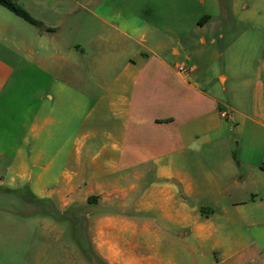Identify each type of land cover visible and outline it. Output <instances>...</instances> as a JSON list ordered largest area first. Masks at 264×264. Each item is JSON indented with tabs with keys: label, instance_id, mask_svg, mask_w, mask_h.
<instances>
[{
	"label": "crops",
	"instance_id": "0c3cea01",
	"mask_svg": "<svg viewBox=\"0 0 264 264\" xmlns=\"http://www.w3.org/2000/svg\"><path fill=\"white\" fill-rule=\"evenodd\" d=\"M74 2L65 40L0 3V189L66 214L0 208V262L88 264L85 221L102 264H264V0Z\"/></svg>",
	"mask_w": 264,
	"mask_h": 264
},
{
	"label": "rangeland",
	"instance_id": "374dc122",
	"mask_svg": "<svg viewBox=\"0 0 264 264\" xmlns=\"http://www.w3.org/2000/svg\"><path fill=\"white\" fill-rule=\"evenodd\" d=\"M200 1L202 2L203 0H200ZM48 2L51 4L50 6H46L34 0H28L25 4L24 2H19V3L23 5L28 10V12L37 19L40 16H45V17H50L51 20L53 18L55 23H61L62 25L58 29V33H60L59 38H63L65 40L67 35L70 34L71 32L70 25H68L71 18L70 16H65V12L69 10L70 7H72L75 4V2L74 0H48ZM206 4L207 5L209 4V0H206ZM13 14L15 13L13 12ZM23 20L25 19L23 18ZM24 22H27V21H24ZM33 28H36V27H33ZM16 197H18L17 193L9 195L0 189V208L11 209L14 211H18L22 214L33 213L38 210V206L33 205V204H27L23 202V200L18 199ZM51 206L54 207V204ZM83 222H84L83 225L81 224L80 226L76 228L77 231H75V228L73 229L72 256L73 257H85L88 260V264H102V262L100 261L101 255L99 253V250L92 243L95 236L92 232L88 231L87 229L88 225L86 226L87 222L85 221ZM68 250L69 249L67 247V251ZM2 251L3 249L0 247V256H1ZM54 254H56L55 256H61V257L64 256V253L62 252V250H57ZM41 259H43V264L48 263V260L44 258V256H42ZM58 262L61 263V261L59 260L56 262V264ZM200 263L206 264L204 261ZM0 264H6V263L0 262ZM12 264H16V263L13 262Z\"/></svg>",
	"mask_w": 264,
	"mask_h": 264
},
{
	"label": "trees",
	"instance_id": "16d2710c",
	"mask_svg": "<svg viewBox=\"0 0 264 264\" xmlns=\"http://www.w3.org/2000/svg\"><path fill=\"white\" fill-rule=\"evenodd\" d=\"M220 1L222 4V8L229 10L230 8L229 0H220ZM0 3L6 6L11 11H13L15 14L27 20L28 22L35 25H41V21L33 17L26 8H24L15 0H0ZM209 17H210L209 15L203 16L200 19V23H204L206 20L209 19ZM20 199L27 204H33L38 206L37 213L49 214L58 219L65 218L66 216L65 212H60L55 207H52L51 205H53V203L50 200L34 197L30 193H26L25 195H20Z\"/></svg>",
	"mask_w": 264,
	"mask_h": 264
},
{
	"label": "built area",
	"instance_id": "2783aa9c",
	"mask_svg": "<svg viewBox=\"0 0 264 264\" xmlns=\"http://www.w3.org/2000/svg\"><path fill=\"white\" fill-rule=\"evenodd\" d=\"M178 70H179L180 72H185V71H187V66L184 65V64H180V65H178ZM222 114H223L224 116H226V113H225V112H223Z\"/></svg>",
	"mask_w": 264,
	"mask_h": 264
}]
</instances>
